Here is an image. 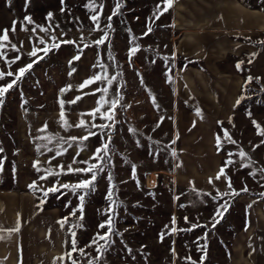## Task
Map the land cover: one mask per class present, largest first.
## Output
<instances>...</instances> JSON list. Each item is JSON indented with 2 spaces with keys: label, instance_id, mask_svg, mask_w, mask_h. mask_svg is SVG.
<instances>
[{
  "label": "rangeland",
  "instance_id": "obj_1",
  "mask_svg": "<svg viewBox=\"0 0 264 264\" xmlns=\"http://www.w3.org/2000/svg\"><path fill=\"white\" fill-rule=\"evenodd\" d=\"M89 2L0 0V34L7 29L9 36L0 49V71L16 73L37 61L0 99V186L29 188L40 204H54L62 219L69 217L64 224L66 264L72 259L76 264H264V173L259 171L264 169V136L253 124L256 121L264 129V0H173L171 7L162 0H96L103 8L97 7L95 13L86 6ZM118 2L119 12L113 15ZM157 5L163 12L159 19L154 15ZM94 14L100 17L96 30ZM100 39L105 43L96 45ZM133 47L138 48L135 54ZM34 50L37 55L30 56ZM95 75L115 79L111 85L96 81L79 87ZM12 79L6 77L0 84ZM101 95L108 101L120 98L114 121L102 119L99 113L95 118L89 115L100 107ZM78 96L81 99L76 100ZM108 109L105 104L100 111ZM61 111L71 127L63 126ZM81 119L87 128L76 126ZM45 125L46 131H39ZM89 130L96 135L86 141L69 139L86 136ZM225 130L235 144L224 136ZM47 135L67 140L63 144L67 151L56 155L61 147L57 140L36 139ZM102 142L109 143L103 163L92 159ZM241 150L247 153L243 160L238 155ZM215 157L218 172L226 160L236 162L225 172L237 192L245 185L247 192L221 196L231 192L224 177L218 182V172L214 176L202 172ZM37 160L41 169L59 171L56 166L63 165L65 172L40 180L45 173L33 167ZM79 161L100 163L104 169L85 198L80 221L79 211L76 217L70 215L79 207L77 194L61 189L44 197L40 191L57 180L74 184L90 178V173L67 172L69 165L87 167ZM34 181L35 190L30 188ZM109 190L119 206L101 256L95 245H87L98 231L107 230L97 226L107 218ZM225 203L227 208H220ZM218 208L222 216H215ZM173 217L176 233L170 232ZM76 223L82 226L73 228ZM193 224L206 227L192 228ZM73 231L85 254L72 252L69 259Z\"/></svg>",
  "mask_w": 264,
  "mask_h": 264
},
{
  "label": "snow or ice",
  "instance_id": "obj_2",
  "mask_svg": "<svg viewBox=\"0 0 264 264\" xmlns=\"http://www.w3.org/2000/svg\"><path fill=\"white\" fill-rule=\"evenodd\" d=\"M162 3L164 5H166L167 7H171V5L173 3V0H162ZM86 6L93 13L96 12L97 7H100L101 9L103 8V5H97L96 4V0H90V2ZM119 7H120V5H119V2H118L117 5H116L115 10L113 12V15L118 14ZM160 7H161L160 5H157V13L154 14L156 19H159V16L163 14V12L160 11ZM167 7H164L163 11H167ZM61 10L63 11V9H61ZM51 18H52V13H49L48 14V19L51 20ZM25 19L27 20L28 23H32V20H31L30 17H26ZM99 19H100L99 15L94 14V15L91 16V21L95 25V29L94 30L99 29V27H100L99 26ZM107 19L109 21H111L112 16L107 17ZM110 26H111L110 24L106 25V27H110ZM37 27H40V26H37ZM57 27H58V25H57ZM41 30L42 31H48V29H46V28H42ZM12 31H15V28H13ZM148 31L149 32L151 31V27L150 26L148 27ZM53 39L55 40V37H53ZM5 41H9V36H8V30L7 29L3 30V33L0 34V49H2L4 47V43L3 42H5ZM62 42L63 43H74V41H62ZM41 43H43V40H41ZM95 43H96V45L104 44L105 43V39L97 40ZM53 47H59V45L58 44H54ZM41 51L47 52V51H49V49H42ZM136 51H138V48H136V47H133L131 49L132 54H135ZM29 55L35 57L37 55V52L34 50L33 52L29 53ZM42 58L43 57H40V59H42ZM79 58H80L79 56L74 57V59H76V60H78ZM36 62L37 61H33L32 63H29L26 66L20 67L16 73H13L11 71H8V72L0 71V81H5L6 77H14V79H12L11 81H6L5 83L0 84V99H2L5 96V94L9 92V90L13 89L14 86H17L18 82L21 81L25 77V75L33 68V64L36 63ZM249 62H251V61H249ZM12 63H15V61H12ZM95 66L96 65H94V67ZM99 67L104 68L105 65L100 64ZM236 67L239 70L241 65L237 64ZM73 71H75V70L73 69ZM70 75H71V73H70ZM114 79H115V77H112L110 79L107 75H95L94 77H91L88 80H85L79 87L81 89H83L84 87H86L88 85H91V84H93L96 81H101V82L107 81V83L109 85H111ZM251 80H252V77L249 76L247 78V82L250 83ZM70 87L71 86H69V88ZM67 90L68 89H62L61 91L64 92V91H67ZM96 91H100V92L106 94L108 92V88H103V89L98 88V89H96ZM89 94L94 95L95 92L89 93ZM79 99H81V97H79V96L76 97V100H79ZM119 99L120 98H116V99H112V100L108 101V100L105 99L104 95H101L100 99L97 102L100 105V107L94 109L91 113H89V115H91L93 118H95L96 114L99 113L100 117L102 119L108 120V121H114L115 120L114 109L116 108L117 104L119 103ZM241 99H244V97H241ZM76 100H73L70 103H75ZM239 103H240V100L237 101V104H239ZM105 104H109V109L106 110V111L101 112L100 108L103 107ZM60 105H61V108L63 109V106H64V101L63 100L60 101ZM197 114L199 115V112ZM61 118L63 120V126L65 128L71 127V125H69L67 123V121L63 119L64 118V112L63 111H61ZM253 124L258 129V133L260 135L264 136V129H261V126L259 125V123L256 122V121H253ZM76 126L77 127H85V128L88 127V125H86V123H85V121L83 119H81L79 124L76 125ZM91 127H100L101 129L112 128V127H114V124H101V125L92 124ZM39 131H41V132L46 131V125H45L44 128L40 129ZM132 131H135V130L133 129ZM93 135H96V133L91 132L89 130V133L86 136L79 137V138L78 137H70L69 139L72 142H76L78 140L79 141H86V140H88L89 136H93ZM224 136L229 140V142H231L233 144L236 143V141L232 140L231 137L228 135L227 130L224 131ZM36 139L37 140H46L48 143H51L54 139L57 140V142L61 145V147L56 152V155H61L64 152L67 151V149H65L63 147V144L68 143V141L65 140L63 137L47 135V136L37 137ZM108 139L109 140L111 139L110 135L108 136ZM174 142L175 141H173V143ZM262 143H264V141H262ZM217 144L218 145L220 144V137L219 136H217ZM69 146H71V145H69ZM44 147H46V145H44ZM40 150H41V146L38 145L37 146V151L39 152ZM108 150H109V143L108 142H102L101 146L97 147L95 149V152L93 154L92 159L98 160L101 163L106 162V156H107ZM2 151H3V149L0 148V152H2ZM49 151H51V149H49ZM172 155L173 156L176 155L175 151L172 152ZM231 155H232V153H229V156H231ZM238 155L241 158V160H243L244 158L247 157V153H245L243 150L239 151ZM52 159H55V156H53ZM109 160H110V158H109ZM77 162L78 161L74 157L73 158V163H77ZM79 163L87 164V167L75 168L74 169V168H72L71 165H69L68 168H67V172H70V173H85V174L90 173L91 174L90 178L79 180L77 183H74V184H68V183L60 184L59 181L57 180L56 183L51 188H47V189L41 188L40 189V191L43 192L44 197H47L49 193H53V194L59 193L61 191V189H68L71 193L77 194L78 195V200H79V207L77 209L73 210L70 213V215L72 217H76L77 216V211H79L81 213V215L79 217H77L78 221L83 219V215L82 214H83V208H84V202H85L86 196L89 194V192L91 190L94 189L95 181L97 179V175L104 171V169H103V167H101L100 163H95L94 164V163H90L89 161H79ZM235 163L236 162L234 160H232V159L226 160L224 166H222L220 168L219 172L217 173V175L215 177L216 180H219L223 176L225 181L227 182V188L231 190V192L225 191L224 193L221 194V196L240 195V192H247L248 191V188L245 185V187H243L240 190V192H237L232 186L231 178L225 172V168L226 167L234 165ZM39 164H40V161L37 160V161L34 162L33 167L36 169V171L38 173H40V172H44L45 173L44 175H41L39 177L40 180H46L48 178V176H59V175H61L62 173L65 172V169H64L63 165H57L56 167L59 168V171H56L55 169H53L51 167H49L47 169H41L39 167ZM49 164H51V160H49ZM243 167H248V165L244 164ZM0 171H2V164H0ZM259 171L261 173H264V169H260ZM249 175H252L254 177L255 173L250 172ZM108 179H109V181H111L113 179V177L111 175H109ZM212 182L213 181L210 178L209 179V183H212ZM113 187H115V185H113ZM30 188H33L34 190L37 188V184H36L35 181L33 182L32 185H30ZM262 195H264V194H262ZM106 199L109 202V207L104 212V215H106L107 218H106V220L104 222L99 223L97 227L99 229H101V230H104V229H107V230L103 234H101L98 231L96 233V235L92 238L91 242L87 245V247H92L93 245H95L96 246V251L98 253H100L101 256L103 255V251L107 247V242L109 241V238L112 235L113 224H114L113 214L115 213L116 207L119 206L117 201L114 199L113 192L111 190L108 191ZM177 199H178V197H177ZM227 206H228L227 203H225L224 205H221L220 208L226 209ZM215 216H222V212L220 211L219 208L217 209V211L215 213ZM184 220H185V222H187L188 218L184 217ZM68 221H69V217H64L61 221H58V223H60L61 227H63L64 224L68 223ZM215 222H218V221H215ZM176 223H177V221H176L175 217H173L172 221H171V224H172V227L170 229L171 233H176L178 231L177 227H175ZM80 226H82V225H80L79 223H76V224L72 225L73 228L80 227ZM213 226H215V223L213 224ZM165 227H168V226L166 225ZM195 227H206V225L193 224L192 228H195ZM18 230L19 229L17 228V229H12L10 231H18ZM179 230L180 231H186V230L190 231L191 228L190 229H179ZM71 236H72V239L70 241L71 252L67 253V256H68L69 259L72 258V252L79 251L81 255L85 254L83 248H78L77 247V240L75 239L76 232L73 231L71 233ZM163 237H164V234L161 233V239H163ZM0 238H2V237H0ZM101 241H105V243L102 244V243H100ZM173 252H175L174 249H173ZM97 259H99V258H97ZM186 259L191 261V257H187ZM72 264H76V260L72 259ZM89 264H92V261H89ZM191 264H196V262L195 261H191Z\"/></svg>",
  "mask_w": 264,
  "mask_h": 264
},
{
  "label": "crops",
  "instance_id": "obj_3",
  "mask_svg": "<svg viewBox=\"0 0 264 264\" xmlns=\"http://www.w3.org/2000/svg\"><path fill=\"white\" fill-rule=\"evenodd\" d=\"M240 79L234 80V88ZM233 97L232 93L228 108ZM208 138L212 147V135ZM202 170L214 176L218 158ZM61 220L58 207L40 204L33 190L0 186V264H66L65 228L58 223Z\"/></svg>",
  "mask_w": 264,
  "mask_h": 264
}]
</instances>
